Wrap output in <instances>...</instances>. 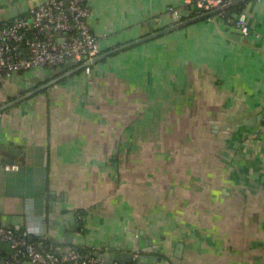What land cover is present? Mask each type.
Masks as SVG:
<instances>
[{
	"label": "crops",
	"instance_id": "obj_1",
	"mask_svg": "<svg viewBox=\"0 0 264 264\" xmlns=\"http://www.w3.org/2000/svg\"><path fill=\"white\" fill-rule=\"evenodd\" d=\"M45 1L0 0V23ZM241 3L260 37L214 13L1 111L2 225L59 253L151 242L166 264H264V0ZM182 5L87 0L88 23L105 52L195 16ZM23 75L0 76L1 105L45 82ZM220 114L240 124L214 132Z\"/></svg>",
	"mask_w": 264,
	"mask_h": 264
},
{
	"label": "built area",
	"instance_id": "obj_2",
	"mask_svg": "<svg viewBox=\"0 0 264 264\" xmlns=\"http://www.w3.org/2000/svg\"><path fill=\"white\" fill-rule=\"evenodd\" d=\"M232 1L235 0H183L181 7L172 6L169 11L179 19L182 12L196 16ZM216 15L235 25L243 36L253 34L260 37L250 27L244 13H228L227 9H222ZM88 16L87 0H46L30 8L24 16L2 21L0 76L9 77L35 68H53L67 60L80 64L99 55V37L93 33ZM85 70L88 72L89 67ZM79 218L83 216L79 215ZM3 245H7L9 251L1 258L3 263L0 261V264H20L22 261L32 264H103V259L95 255L94 250L70 249L55 253L43 240H31L26 232L0 222V252Z\"/></svg>",
	"mask_w": 264,
	"mask_h": 264
},
{
	"label": "water",
	"instance_id": "obj_3",
	"mask_svg": "<svg viewBox=\"0 0 264 264\" xmlns=\"http://www.w3.org/2000/svg\"><path fill=\"white\" fill-rule=\"evenodd\" d=\"M243 1H246V0H235V1L229 2V3L223 5L222 7L218 8L216 10H213V11H210V12H207L204 14L196 15V16H193V17L188 18L186 20H182V21L177 22V23H175V24H173L167 28L158 30L154 33L148 34L144 37H141L137 40L131 41L127 44L118 46L114 49H111V50H108L105 52H101L99 55L95 56L91 60H85L84 62L78 64L74 68H71V69H69V70H67V71H65V72H63V73H61L55 77H52L49 68H35V69L28 70L29 72L27 71V75H23L22 78L26 77L28 79L30 77L31 80H33V81L35 79H39L40 81L45 80V82L43 84H40L37 87L33 88L29 92L15 98L14 100L0 105V112L9 108L12 105L24 100L26 97H28V96H30V95H32V94H34V93H36L42 89H45L46 87H48V86H50V85H52L58 81H61L62 79L66 78L67 76H69V75H71V74H73L79 70L90 67L92 64H94L95 62H97L100 59H103V58H105L111 54L116 53V52L122 51L128 47L136 45V44L143 42L147 39H150L154 36L164 34L165 32H169L171 30L180 28V27L185 26V25H187L191 22H194L196 20L205 18L211 14L216 13L219 10L230 8L231 6H233L237 3L243 2ZM65 6H66V2H65ZM58 41H61V39H58ZM223 116L224 115L220 114L216 117H210L209 123L212 124L214 132H216L220 128L222 130L225 129L224 132L229 134V133H231L232 127H234L236 124H240V122L236 123L235 121H232L231 125L227 126L226 127L227 129H226L225 125H227L228 120L223 118ZM227 119H229V118H227ZM171 246H174V245L171 244ZM164 247H165L164 244L161 246L155 247V246H153V244H151V242H149L147 247L137 248L130 243H125L122 241V242H118L117 244H115L114 247L106 246L107 251H109L108 253L100 255L98 252H95V255L99 256L100 258H103V264H112L113 262H118L120 264H129L132 261H136V262L138 261V263H136V264H139L140 260H142V259H147L148 264H151L152 260H154L153 261L154 264H166L167 262L164 258L170 259L171 255H170V253L168 254V252H166L168 250H167V248L164 249ZM51 250L55 253H59L56 250V248H52ZM137 252H138V254H136ZM139 252H143V253L139 254ZM149 255H151V257H149ZM173 255L180 257V258L182 257V255L180 254V249L179 250L176 249V252H174ZM0 261L3 263L1 257H0Z\"/></svg>",
	"mask_w": 264,
	"mask_h": 264
},
{
	"label": "trees",
	"instance_id": "obj_4",
	"mask_svg": "<svg viewBox=\"0 0 264 264\" xmlns=\"http://www.w3.org/2000/svg\"><path fill=\"white\" fill-rule=\"evenodd\" d=\"M241 10H242V3L240 2V3H237V4H235V5H233V6H231L230 8H228L227 9V12L228 13H236V14H238V13H241ZM185 20V19H184ZM102 51H100V53H101ZM61 66H63V71H62V69H60L61 71L60 72H58V74L57 75H59V74H61V73H63V72H65L66 70H68V69H71V68H74L75 66H77L78 64L76 63V62H74L73 60H67L65 63H63V64H60ZM58 66V65H57ZM65 66H67V68L65 67ZM90 68V67H89ZM86 71L85 69H82V70H79V71H77V72H75V73H79V72H82V71ZM55 71H58V69L57 70H55ZM1 105V104H0ZM31 240H34V239H31ZM78 250H80L81 252H85V251H88V250H94L93 248H80V249H78ZM9 251V248H8V246L7 245H3V247H2V249H1V252H0V257L1 258H4L5 257V255H6V253ZM95 251V250H94Z\"/></svg>",
	"mask_w": 264,
	"mask_h": 264
}]
</instances>
